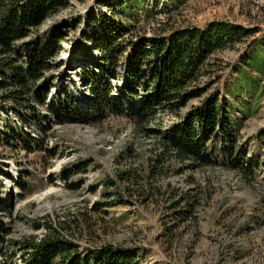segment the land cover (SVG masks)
Masks as SVG:
<instances>
[{
  "label": "rangeland",
  "instance_id": "1",
  "mask_svg": "<svg viewBox=\"0 0 264 264\" xmlns=\"http://www.w3.org/2000/svg\"><path fill=\"white\" fill-rule=\"evenodd\" d=\"M102 1L71 0L14 46L35 36L45 44L52 30L62 38L43 72L44 99H32L33 118L0 107V258L18 264L42 241L59 239L79 252L114 247L139 264H264V0H134L128 8L123 0L114 19L130 31L125 38L212 21L250 34L210 55L199 82L207 89L178 115L161 110L137 123L108 112L71 122L58 104L88 110L80 76L101 54L86 23L91 12L110 17ZM121 74L109 76L113 93ZM216 89L238 124L240 170L212 142L214 162L201 167L169 159L162 146V132Z\"/></svg>",
  "mask_w": 264,
  "mask_h": 264
},
{
  "label": "trees",
  "instance_id": "2",
  "mask_svg": "<svg viewBox=\"0 0 264 264\" xmlns=\"http://www.w3.org/2000/svg\"><path fill=\"white\" fill-rule=\"evenodd\" d=\"M133 1H102L110 17L96 12L89 14L86 28L93 32L101 55L93 58L89 72L82 71L80 76L89 89L88 110L61 102L58 112L65 120L91 123L95 118L111 112L143 123L161 110L178 115L189 99L200 97L207 89L204 90L199 82L200 77L207 73L204 67L210 55L217 50L232 48L250 34L241 25L212 21L201 27L174 29L167 34L161 32L149 37L125 38L130 31L119 19H114L120 12L114 7H122L123 3L127 7ZM70 2L0 0L1 108L7 104L18 115L33 118L36 108L32 99L38 102L44 99L40 92V89L46 91L43 72L48 69L49 60L56 54V45L62 38L58 30H52L48 35L45 33L48 36L45 44H41L36 36L22 42L19 51H22L23 59L14 46L48 17L67 8ZM117 69L122 74L116 82L117 93H113L109 76L116 75ZM239 81L241 86H248L242 75ZM228 105L227 98L216 89L168 126L161 136L169 159L189 162L197 167L210 165L214 162V151L209 150L207 144L212 142L229 158L228 163L233 169L243 168L242 161L236 156L238 141L235 132L238 124L230 122ZM137 125L140 127V124ZM16 136L23 137L20 134ZM26 138L30 139L27 134ZM3 141L6 142V134L0 130V144ZM0 264L12 263L0 258ZM18 264L139 263L134 254L114 247L79 252L64 240L49 239L34 246Z\"/></svg>",
  "mask_w": 264,
  "mask_h": 264
},
{
  "label": "bare ground",
  "instance_id": "3",
  "mask_svg": "<svg viewBox=\"0 0 264 264\" xmlns=\"http://www.w3.org/2000/svg\"><path fill=\"white\" fill-rule=\"evenodd\" d=\"M51 192H52V191L49 190L48 192H45L44 195L46 196L47 194H49V193H51ZM45 196H43V197H45Z\"/></svg>",
  "mask_w": 264,
  "mask_h": 264
}]
</instances>
